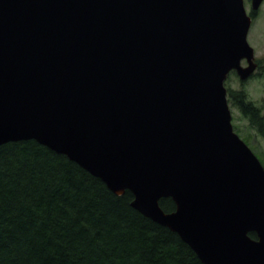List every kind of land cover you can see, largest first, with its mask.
Here are the masks:
<instances>
[{
    "label": "water",
    "instance_id": "obj_1",
    "mask_svg": "<svg viewBox=\"0 0 264 264\" xmlns=\"http://www.w3.org/2000/svg\"><path fill=\"white\" fill-rule=\"evenodd\" d=\"M251 24L244 0H0V146L131 192L203 264H264V167L224 86L256 69Z\"/></svg>",
    "mask_w": 264,
    "mask_h": 264
},
{
    "label": "trees",
    "instance_id": "obj_2",
    "mask_svg": "<svg viewBox=\"0 0 264 264\" xmlns=\"http://www.w3.org/2000/svg\"><path fill=\"white\" fill-rule=\"evenodd\" d=\"M227 100L264 138V113L243 92L227 90ZM132 201L36 141L1 145L0 264H203ZM159 204L175 209L169 198Z\"/></svg>",
    "mask_w": 264,
    "mask_h": 264
},
{
    "label": "rangeland",
    "instance_id": "obj_3",
    "mask_svg": "<svg viewBox=\"0 0 264 264\" xmlns=\"http://www.w3.org/2000/svg\"><path fill=\"white\" fill-rule=\"evenodd\" d=\"M244 5L252 18L247 41L254 50L256 69L244 81L240 80L236 72H231L226 79L225 88L232 92H243L247 101L264 113V1L255 12L251 10L250 0H244ZM242 65L246 66V63L242 62ZM229 109L234 132L264 167V138L232 103H229Z\"/></svg>",
    "mask_w": 264,
    "mask_h": 264
}]
</instances>
